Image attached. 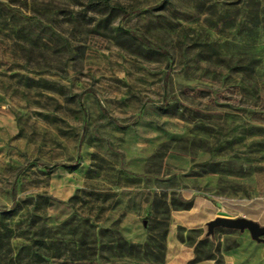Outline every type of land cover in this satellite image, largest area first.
<instances>
[{
    "label": "rangeland",
    "instance_id": "374dc122",
    "mask_svg": "<svg viewBox=\"0 0 264 264\" xmlns=\"http://www.w3.org/2000/svg\"><path fill=\"white\" fill-rule=\"evenodd\" d=\"M216 217L264 225V0H0V264H264Z\"/></svg>",
    "mask_w": 264,
    "mask_h": 264
},
{
    "label": "water",
    "instance_id": "95a60500",
    "mask_svg": "<svg viewBox=\"0 0 264 264\" xmlns=\"http://www.w3.org/2000/svg\"><path fill=\"white\" fill-rule=\"evenodd\" d=\"M207 236H211L216 228H225L236 230L239 232L247 231L250 238L256 243L264 244V225L261 226L257 222L245 217L228 218L216 217L206 223Z\"/></svg>",
    "mask_w": 264,
    "mask_h": 264
},
{
    "label": "trees",
    "instance_id": "16d2710c",
    "mask_svg": "<svg viewBox=\"0 0 264 264\" xmlns=\"http://www.w3.org/2000/svg\"><path fill=\"white\" fill-rule=\"evenodd\" d=\"M42 242H43V241H40L39 246H40V245H44V246L46 245L45 243H42Z\"/></svg>",
    "mask_w": 264,
    "mask_h": 264
},
{
    "label": "crops",
    "instance_id": "0c3cea01",
    "mask_svg": "<svg viewBox=\"0 0 264 264\" xmlns=\"http://www.w3.org/2000/svg\"><path fill=\"white\" fill-rule=\"evenodd\" d=\"M229 218V217H228Z\"/></svg>",
    "mask_w": 264,
    "mask_h": 264
}]
</instances>
